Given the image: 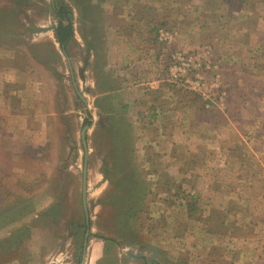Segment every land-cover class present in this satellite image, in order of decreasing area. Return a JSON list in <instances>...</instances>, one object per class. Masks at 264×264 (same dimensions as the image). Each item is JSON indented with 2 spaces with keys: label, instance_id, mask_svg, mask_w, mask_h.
<instances>
[{
  "label": "rangeland",
  "instance_id": "obj_1",
  "mask_svg": "<svg viewBox=\"0 0 264 264\" xmlns=\"http://www.w3.org/2000/svg\"><path fill=\"white\" fill-rule=\"evenodd\" d=\"M221 1L0 0V165L6 171L1 186L9 192L0 198V209L13 196L23 200L0 211V264H264V224H259L264 200L247 204L235 199L225 206L222 186L185 180L182 190H173L166 201V179L152 176L147 166L137 167L134 142V169L127 168L112 135L118 132L114 121L129 123L118 116L108 95L96 96L97 82L102 88L113 84L101 72L104 62H124L131 48L151 44L148 50L161 52L158 80L169 85H175L168 80L171 54L191 57L196 67L175 86L204 111L223 110L229 86L234 87L233 96L253 98L247 109L237 103L234 116L245 118L237 125L247 137L245 148L257 149L264 162V117L258 114L264 115V103L257 100L264 96V55L231 57L225 53L228 45L218 43L223 52L219 57L210 43L224 40L225 26L232 33L242 29L255 34L253 23L264 19V0ZM62 10L73 31L65 53L54 36ZM206 11L211 19L191 29ZM230 14L250 20L231 26ZM118 18L140 19L145 37L118 40ZM109 24L116 28L113 33ZM197 29L193 41L199 46L191 49ZM160 32L172 34V40L160 42ZM254 38L251 45L242 37L238 42L261 48L264 37ZM186 82L199 86L191 90ZM83 128L87 221L81 196ZM233 155L252 163L251 153ZM228 188L243 200L264 196V184ZM127 195L140 200L133 218L124 215Z\"/></svg>",
  "mask_w": 264,
  "mask_h": 264
},
{
  "label": "crops",
  "instance_id": "obj_2",
  "mask_svg": "<svg viewBox=\"0 0 264 264\" xmlns=\"http://www.w3.org/2000/svg\"><path fill=\"white\" fill-rule=\"evenodd\" d=\"M138 8L142 9L143 6H138ZM228 10L227 7V15ZM220 11L227 18L222 8ZM102 19L103 17L101 18V25L103 24ZM120 19H116L119 22L118 30L109 24L111 25V32L116 30L115 34L118 40L125 41L145 37V31L138 27L140 19ZM208 19L211 18L206 11L200 15L198 24L195 23L196 26H192L191 29L193 27L199 28V25L206 23ZM232 20L234 22L231 26L239 22V24L244 22L247 25L246 22H249L250 18L248 15H243L240 18L232 16ZM142 24L144 25V23ZM253 24H256L257 27L255 34L264 37V28H262L264 19L258 18ZM217 25L219 24L217 23ZM203 26H200L201 30ZM198 31L197 29V33L191 35L189 41L191 49L194 46H199V43L193 41L199 36ZM224 32L227 33L224 40L210 42L215 48L214 53L216 52L219 57V53L222 51L219 49L218 43L223 48L224 45H228L225 53L227 52L231 57L252 56L255 52H261V55H264V42L260 39L261 48L259 46L256 48L244 47L242 42H238L239 37H242L246 39L249 45L254 40L256 43L257 38H254V33L251 34L248 30L242 29L232 33L231 29L228 30V26L224 27ZM259 40L258 42H260ZM149 46L151 44L144 45L140 47L141 50L131 48V52H126V55L129 56H125L124 62L109 64L104 62L105 67L101 68V72L108 79L113 80V84L116 82V85L113 86L112 84L109 88H102L100 83L97 82L96 84V96L101 98L108 95L113 109L120 112L118 114L131 127V136L134 138L133 148L138 150L136 152L139 158L137 167L147 166L150 168L152 176L159 175V177L162 176L166 179L165 186H163V197H165L163 199L166 201L171 199L169 195L175 194L173 190H182L185 180H195L197 184L200 181H205L207 187L208 185L222 186L221 192L224 195V200H226L225 206L235 199L236 202L247 203L248 201L247 204H251V201H263V194L255 199L243 200L228 188L235 184H264V162L257 157L259 156L257 149L253 151L252 147L245 148L248 144L247 137H244L241 129L237 126L242 124V120L245 118L242 115L234 116V108L237 103L242 108L246 107L247 109V105L253 102V98L248 96L247 98L235 97L232 93L234 87L229 86L224 109L218 108L220 112L218 110L204 111L201 103H198L193 97H184L179 91L180 88L158 80L160 65L163 64L161 59H164V56L161 52L154 54L151 49L148 50ZM226 57L230 58L229 56ZM126 74L128 77L130 76L128 81L124 80ZM154 78L155 81H153ZM238 88L243 91L246 86H238ZM257 100L264 103V96L258 97ZM115 105L118 108H115ZM243 111H240V114ZM258 114L264 117L261 113ZM252 122L253 120L250 122L251 125H253ZM224 132H227V135ZM243 151L246 155H250V153L253 155L250 165L240 156L239 159L234 158V152L242 154ZM244 156L242 155L243 159ZM157 165H160L159 170L154 167ZM164 210L166 211V208ZM259 224H264V217H261Z\"/></svg>",
  "mask_w": 264,
  "mask_h": 264
},
{
  "label": "trees",
  "instance_id": "obj_3",
  "mask_svg": "<svg viewBox=\"0 0 264 264\" xmlns=\"http://www.w3.org/2000/svg\"><path fill=\"white\" fill-rule=\"evenodd\" d=\"M65 14H66L65 10L57 12V15L59 16V22L54 31L56 43L58 44L60 51L63 53L66 52L68 45L71 43L73 39L72 26H71L70 20L64 18ZM63 18L65 22H63L62 20ZM118 116L121 117L120 115ZM119 120L123 121L121 118ZM113 124H114L113 126L116 127V129L118 130L116 134L112 135L113 147L122 149V152L126 159L124 161L127 162L128 164V167L127 166L126 167L133 170L134 169V159L131 153V148H132V143L134 142V138L131 136V127L128 124H120V122L117 123L116 121H114ZM4 167H5L4 165L2 164L0 165V198L5 195L7 196V194H9V192L3 186H1L2 184L1 180L3 178L2 173L6 174ZM13 198L14 199L12 201H7L8 204H6V207H5L6 209H0L1 212L6 211L7 209H10L23 202V200L18 199V197L16 196H13ZM128 199L129 200L133 199L132 201L135 202L134 205H132V201L129 202ZM138 201L140 200H136L135 198H132V197L130 198V196L127 195V198L125 199L124 207L128 209V212L124 213V215H126L125 217L133 218L136 215L138 216L137 211L139 210V207H140V202ZM1 206L4 207V205L0 202V207ZM84 226H85V223H84Z\"/></svg>",
  "mask_w": 264,
  "mask_h": 264
},
{
  "label": "built area",
  "instance_id": "obj_4",
  "mask_svg": "<svg viewBox=\"0 0 264 264\" xmlns=\"http://www.w3.org/2000/svg\"><path fill=\"white\" fill-rule=\"evenodd\" d=\"M158 40L160 42L169 43L172 40V34L167 32H160L158 35ZM196 67V62L191 57L184 56L182 54L173 53L169 58L168 64V80L175 85H180L182 83V78L191 69ZM188 88L195 90L199 86V82H186Z\"/></svg>",
  "mask_w": 264,
  "mask_h": 264
},
{
  "label": "water",
  "instance_id": "obj_5",
  "mask_svg": "<svg viewBox=\"0 0 264 264\" xmlns=\"http://www.w3.org/2000/svg\"><path fill=\"white\" fill-rule=\"evenodd\" d=\"M68 62V61H67ZM70 70V67H69ZM87 128H83L81 131V144L83 146V152H84V162H83V171H82V175H83V180H82V207H83V212L85 214V219L87 221V210H86V203H85V194H86V182H85V178H86V171H87V149H86V142H85V132H86ZM80 264H83V262H81Z\"/></svg>",
  "mask_w": 264,
  "mask_h": 264
}]
</instances>
